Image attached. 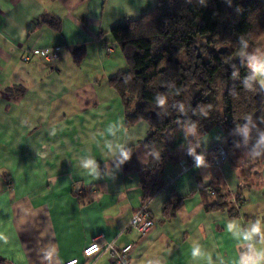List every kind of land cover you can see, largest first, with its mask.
Wrapping results in <instances>:
<instances>
[{"label":"crops","instance_id":"crops-1","mask_svg":"<svg viewBox=\"0 0 264 264\" xmlns=\"http://www.w3.org/2000/svg\"><path fill=\"white\" fill-rule=\"evenodd\" d=\"M160 1L0 0V262L113 264L105 252L84 258L95 239L133 245L132 264H250L264 252V235L244 240L226 231L230 221L241 233L264 222L261 119L232 136L216 129L199 140L200 151L227 150L228 162L218 168L190 164L184 148L171 152L164 189L148 203L155 226L145 235L130 226L144 207L139 173L151 160L150 126L126 125L110 80L128 65L111 31ZM47 17L60 29L45 23ZM260 46L264 38L245 57L254 60ZM55 49L60 61L52 66L41 52ZM232 137L239 142L230 147ZM87 161L95 162L94 171ZM212 191L228 198L227 208H207ZM172 193L186 200L167 219ZM192 243L205 259L192 260Z\"/></svg>","mask_w":264,"mask_h":264},{"label":"trees","instance_id":"trees-1","mask_svg":"<svg viewBox=\"0 0 264 264\" xmlns=\"http://www.w3.org/2000/svg\"><path fill=\"white\" fill-rule=\"evenodd\" d=\"M44 21L60 29L48 17ZM111 37L128 65L110 80L122 100L126 125L150 126L145 145L151 160L139 173L148 209L164 189L171 152L184 148L190 164L202 155L211 161L215 149L200 151L201 138L216 129L232 136L257 119L264 122V87L246 65L247 58L234 59L241 45L251 55L264 38V3L162 0L140 19L115 27ZM74 55L81 62L85 49ZM210 195L214 200L206 203L209 210L228 207L226 196ZM185 200L172 193L164 206L165 218H173Z\"/></svg>","mask_w":264,"mask_h":264},{"label":"built area","instance_id":"built-area-1","mask_svg":"<svg viewBox=\"0 0 264 264\" xmlns=\"http://www.w3.org/2000/svg\"><path fill=\"white\" fill-rule=\"evenodd\" d=\"M115 51L114 45H110L108 52L111 54ZM44 59L49 62L50 65L56 66L60 61L59 49L55 50H44L41 52ZM203 157V164L213 168H218L224 163L228 162L229 155L227 150L219 145L215 149V155L211 161H207L205 155ZM194 164H198L197 160ZM187 164L182 165V171L187 172L189 170ZM214 195V192L211 193ZM130 226L138 230L141 234L145 235L151 231L155 226V221L152 218L150 212L146 207H143L131 220ZM133 249V245H127L123 248H116L110 243H101L100 239H95L92 243L84 250V258L90 259L96 255L102 254L103 252L108 253L113 264H132L130 254ZM0 264H5L0 262ZM65 264H80L78 259L71 260Z\"/></svg>","mask_w":264,"mask_h":264},{"label":"clouds","instance_id":"clouds-1","mask_svg":"<svg viewBox=\"0 0 264 264\" xmlns=\"http://www.w3.org/2000/svg\"><path fill=\"white\" fill-rule=\"evenodd\" d=\"M250 66L253 68L254 72L257 74H264V61H256L254 60ZM124 160L129 159L128 153H123ZM198 164L203 163V157H197ZM92 167V170H95V162L87 161L85 163V167ZM235 230L236 233L243 235L244 240H249L254 233H259L264 235V222L258 220L256 223L251 225V231L247 233H241L239 230V226L235 222H228L226 226V231L228 233H233ZM190 252L193 261H199L205 259V254L203 253L202 247L198 243H192L190 245ZM210 259V258H208ZM250 264H264V252H258L257 255L253 258H250Z\"/></svg>","mask_w":264,"mask_h":264},{"label":"water","instance_id":"water-1","mask_svg":"<svg viewBox=\"0 0 264 264\" xmlns=\"http://www.w3.org/2000/svg\"><path fill=\"white\" fill-rule=\"evenodd\" d=\"M226 52V49H221L220 50V53H222V54H224ZM247 53H248V49H247V47L245 46V45H241L238 49H237V51H236V53H235V56H234V59L236 60V61H238V60H243V59H245L246 57V55H247ZM239 142V140L236 138V137H232V138H230L229 139V141H228V146H230V147H232V146H234L235 144H237Z\"/></svg>","mask_w":264,"mask_h":264},{"label":"rangeland","instance_id":"rangeland-1","mask_svg":"<svg viewBox=\"0 0 264 264\" xmlns=\"http://www.w3.org/2000/svg\"><path fill=\"white\" fill-rule=\"evenodd\" d=\"M250 2V0H245V3H249ZM261 48H258V50L255 52L256 53V58L254 59V60H256V61H264V46H260ZM247 55H248V53H247ZM254 60H251L250 58H247V60H246V65L251 69V70H253V68L250 66V64L254 61ZM258 79V82H259V84L261 85V84H264L263 83V78H264V74H258V77H257ZM237 135H239V133L237 134Z\"/></svg>","mask_w":264,"mask_h":264}]
</instances>
